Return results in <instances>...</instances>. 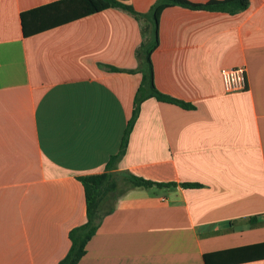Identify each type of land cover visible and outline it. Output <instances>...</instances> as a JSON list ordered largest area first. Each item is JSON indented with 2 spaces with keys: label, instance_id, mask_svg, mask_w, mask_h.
<instances>
[{
  "label": "crops",
  "instance_id": "obj_1",
  "mask_svg": "<svg viewBox=\"0 0 264 264\" xmlns=\"http://www.w3.org/2000/svg\"><path fill=\"white\" fill-rule=\"evenodd\" d=\"M53 1L0 0V264L66 256L87 221L79 177L120 152L143 76L137 50L152 37L142 28L157 0H122L142 18L109 8L25 36L21 13ZM152 61L157 88L194 107L143 101L78 264H206L264 242V0L234 14L166 8ZM243 63L248 88L223 93L220 69Z\"/></svg>",
  "mask_w": 264,
  "mask_h": 264
},
{
  "label": "trees",
  "instance_id": "obj_2",
  "mask_svg": "<svg viewBox=\"0 0 264 264\" xmlns=\"http://www.w3.org/2000/svg\"><path fill=\"white\" fill-rule=\"evenodd\" d=\"M177 5L190 9L223 11L234 14L247 8L249 0H210L205 3H195L189 0H157L151 6L150 15H148L149 24L143 26L142 34L146 36L151 30L152 37L148 39V41H143L140 49L137 50L138 54H140V50H142L143 69L141 68V71L143 76L135 95L133 116L125 132L121 150L118 154L110 158L105 172L79 177L85 188L87 221L71 229L69 233L71 247L66 256L60 260L58 264H78L85 256L87 244L99 228L98 208L101 199L107 193L114 191L117 186L115 173L112 172L111 169L114 162L126 149L127 136L134 125L143 101L154 97L159 101L174 103L184 108L194 107L191 103L161 92L155 83L152 54L159 45L160 15L166 8ZM109 8H121L131 12L137 18L144 17L143 14L137 12L131 5L122 0H56L21 13L23 34L25 36H31ZM113 69L118 70L117 68ZM127 177L137 186H151L156 183L133 174H129ZM182 185L184 187L201 186L199 183H183ZM229 252H239L241 255L235 258L236 260H232L227 257ZM204 258L206 264H230L238 263L239 261L264 259V242L241 247L232 251L206 254Z\"/></svg>",
  "mask_w": 264,
  "mask_h": 264
},
{
  "label": "built area",
  "instance_id": "obj_3",
  "mask_svg": "<svg viewBox=\"0 0 264 264\" xmlns=\"http://www.w3.org/2000/svg\"><path fill=\"white\" fill-rule=\"evenodd\" d=\"M247 70L248 67L246 63L220 69L219 78L221 91L229 94L246 90L248 88ZM163 198L164 197L160 196L159 200H163Z\"/></svg>",
  "mask_w": 264,
  "mask_h": 264
}]
</instances>
